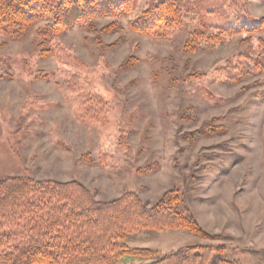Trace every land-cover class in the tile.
Masks as SVG:
<instances>
[{
  "label": "rangeland",
  "instance_id": "obj_1",
  "mask_svg": "<svg viewBox=\"0 0 264 264\" xmlns=\"http://www.w3.org/2000/svg\"><path fill=\"white\" fill-rule=\"evenodd\" d=\"M245 2L249 15L264 18V2ZM145 3L141 0L129 18L116 20L120 29L115 33H101L114 22L105 18L96 22L95 32L76 27L57 41L67 60L75 57L88 66L85 70L66 59L41 58L34 29L18 40L0 37V177L76 180L98 201L130 191L148 206L178 188L200 227L214 239L183 230L142 232L129 237L128 248L150 249L159 256L198 244L264 252V87L259 78L230 86L212 81L215 69L248 45L257 46L264 33L248 43L236 37L218 48L185 53L190 27L166 40L129 30L128 22ZM129 58L133 66L119 69ZM58 70L76 74L86 90L109 102L108 126L76 120L73 97L49 80L35 79ZM200 88L212 90L218 104L207 101ZM214 119L223 134L196 135ZM121 131L128 136L124 149L118 147ZM105 154L109 159L103 165ZM234 259L264 264L263 254Z\"/></svg>",
  "mask_w": 264,
  "mask_h": 264
},
{
  "label": "trees",
  "instance_id": "obj_2",
  "mask_svg": "<svg viewBox=\"0 0 264 264\" xmlns=\"http://www.w3.org/2000/svg\"><path fill=\"white\" fill-rule=\"evenodd\" d=\"M140 6L141 0H0V37L18 40L34 29L41 58L66 59L68 65L85 70L88 66L75 57L67 60L57 41L76 27L95 32L96 22L105 18L114 22L101 33H115L120 29L115 21L129 18ZM246 7L245 0H146L143 9L128 22V28L140 36L166 40L190 27L184 52L194 53L221 47L236 37L248 43L264 33V18L252 17ZM130 60L121 63L119 69L131 68L134 62ZM249 78H259L264 87V39H259L257 46L248 45L246 52H239L215 69L212 81L230 86ZM35 79L49 80L63 94H70L76 104V120L108 126L109 102L86 90L76 74L58 70L38 73ZM198 92L218 104L209 88ZM215 121L218 119L196 135L208 138L223 134V126ZM127 137L120 132V149L125 148ZM100 159L104 165L109 156ZM167 230L214 239L200 227L178 188L167 190L148 206L130 191L113 200L98 201L76 180L0 177V264H125L124 259L142 261L139 264H239L235 255H264L230 244L185 246L162 256L150 249L125 245L132 235Z\"/></svg>",
  "mask_w": 264,
  "mask_h": 264
}]
</instances>
